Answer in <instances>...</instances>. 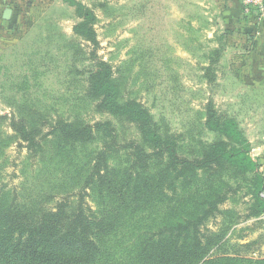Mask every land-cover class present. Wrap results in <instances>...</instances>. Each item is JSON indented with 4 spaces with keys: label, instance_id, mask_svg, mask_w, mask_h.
I'll return each mask as SVG.
<instances>
[{
    "label": "rangeland",
    "instance_id": "374dc122",
    "mask_svg": "<svg viewBox=\"0 0 264 264\" xmlns=\"http://www.w3.org/2000/svg\"><path fill=\"white\" fill-rule=\"evenodd\" d=\"M76 1L97 16L98 46L75 35L80 18L65 0H0V189L11 192L4 194L9 200L16 192L21 208L39 210L80 196L69 159L29 157L13 132V119L29 117L41 125L61 118L110 121L118 163L129 161L131 143L142 142L136 125L98 111L89 78L102 62L112 68L122 101L141 103L159 133L178 144L180 155L201 157L219 138L205 127L210 102L240 123L252 150L261 148L264 33L258 27L264 15L237 22L226 13L228 0ZM5 10L12 12L9 21ZM262 151H252V157L263 163L264 175ZM230 182L237 195L208 225L222 238L211 259L257 264L264 260V215L250 217L253 201L244 178ZM228 258L240 261H224Z\"/></svg>",
    "mask_w": 264,
    "mask_h": 264
},
{
    "label": "trees",
    "instance_id": "16d2710c",
    "mask_svg": "<svg viewBox=\"0 0 264 264\" xmlns=\"http://www.w3.org/2000/svg\"><path fill=\"white\" fill-rule=\"evenodd\" d=\"M65 1L80 18L75 35L98 46L94 11L76 0ZM208 79L213 82L215 77ZM89 85L98 111L136 125L142 142L131 143L129 161L118 163L110 121L61 118L45 121L50 131L44 133L46 125L38 120L13 119V132L29 157L69 159L80 196L68 195L34 210L21 208L16 192L9 200L4 194L10 191L0 189V264H213L222 238L208 225L237 195L230 182L237 177L248 182L250 217L264 215V175L234 117L221 115L210 102L205 127L219 138L205 146L201 157L189 159L180 155L173 139L159 133L141 103L122 101L106 63L90 75ZM81 160L84 165L77 170Z\"/></svg>",
    "mask_w": 264,
    "mask_h": 264
},
{
    "label": "crops",
    "instance_id": "0c3cea01",
    "mask_svg": "<svg viewBox=\"0 0 264 264\" xmlns=\"http://www.w3.org/2000/svg\"><path fill=\"white\" fill-rule=\"evenodd\" d=\"M226 13L230 17H233L235 19V21H237V22L239 21L240 23H244V22L248 21V20H246L247 18L248 19H251V18H254L255 17V15H253V16H246L245 11H244V6H243V0H228V7H227V12ZM262 15H264V14H262ZM257 17H259V15H256V18ZM10 19H11V17H10ZM10 19H5V20L9 21ZM257 23H258V21H257ZM258 31L260 33H264V17L262 18V20L259 23ZM245 135H246L247 139L249 140V142L251 143V146H253V141L247 136L246 131H245ZM258 145L261 148L259 147L260 149H253L252 151L257 152V150H258V151L261 152V150H263L262 152H264V141H260L258 143ZM256 154H257V156H260V153H256ZM252 156H253V153H252ZM260 164L262 165L263 163H260ZM261 170H262V167H261Z\"/></svg>",
    "mask_w": 264,
    "mask_h": 264
},
{
    "label": "built area",
    "instance_id": "2783aa9c",
    "mask_svg": "<svg viewBox=\"0 0 264 264\" xmlns=\"http://www.w3.org/2000/svg\"><path fill=\"white\" fill-rule=\"evenodd\" d=\"M243 6L246 16L264 14V0H243ZM261 196L264 199V191Z\"/></svg>",
    "mask_w": 264,
    "mask_h": 264
},
{
    "label": "water",
    "instance_id": "95a60500",
    "mask_svg": "<svg viewBox=\"0 0 264 264\" xmlns=\"http://www.w3.org/2000/svg\"><path fill=\"white\" fill-rule=\"evenodd\" d=\"M11 11L10 10H6L5 11V15H4V17H5V19H10V17H11Z\"/></svg>",
    "mask_w": 264,
    "mask_h": 264
}]
</instances>
